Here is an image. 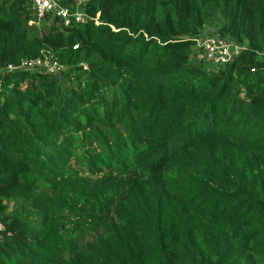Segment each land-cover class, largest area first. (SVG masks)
<instances>
[{
  "label": "trees",
  "instance_id": "1",
  "mask_svg": "<svg viewBox=\"0 0 264 264\" xmlns=\"http://www.w3.org/2000/svg\"><path fill=\"white\" fill-rule=\"evenodd\" d=\"M82 12L0 0V264H264V0ZM200 36L242 49L210 68Z\"/></svg>",
  "mask_w": 264,
  "mask_h": 264
},
{
  "label": "built area",
  "instance_id": "2",
  "mask_svg": "<svg viewBox=\"0 0 264 264\" xmlns=\"http://www.w3.org/2000/svg\"><path fill=\"white\" fill-rule=\"evenodd\" d=\"M30 9L32 18L27 21L29 26L39 27L49 18H58L64 25L83 23L88 16L82 12V6L87 0H72L70 6L64 5V0H19ZM71 6L74 9H71ZM48 16V17H47ZM97 18V16H96ZM242 49V45L234 40L219 36H200L195 39L191 58L204 61L210 68L231 62ZM36 58L21 62L19 66L8 65L7 69L41 70L52 75H59L63 66L57 61L47 58ZM2 223L0 221V229Z\"/></svg>",
  "mask_w": 264,
  "mask_h": 264
}]
</instances>
